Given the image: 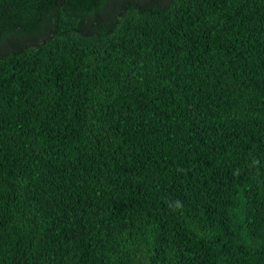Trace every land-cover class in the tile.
I'll return each mask as SVG.
<instances>
[{
	"label": "trees",
	"instance_id": "16d2710c",
	"mask_svg": "<svg viewBox=\"0 0 264 264\" xmlns=\"http://www.w3.org/2000/svg\"><path fill=\"white\" fill-rule=\"evenodd\" d=\"M0 264H264V0H0Z\"/></svg>",
	"mask_w": 264,
	"mask_h": 264
}]
</instances>
